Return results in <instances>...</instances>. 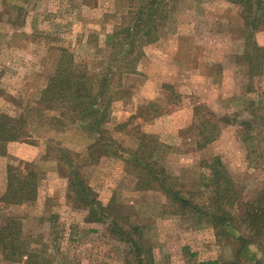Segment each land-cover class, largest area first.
I'll use <instances>...</instances> for the list:
<instances>
[{"label": "rangeland", "instance_id": "obj_1", "mask_svg": "<svg viewBox=\"0 0 264 264\" xmlns=\"http://www.w3.org/2000/svg\"><path fill=\"white\" fill-rule=\"evenodd\" d=\"M147 1L0 0V116H22L30 135L0 154V198L8 165L34 162L43 174L35 202H0V225L22 218L35 257L10 263L0 254V264H139L132 237L144 258L152 251L154 264H264V230L253 237L260 229L244 216L246 202L264 188V25L248 24L243 5L167 0L169 6H158L168 20L157 41H140L128 54L138 60L136 69L113 84L118 93L106 134L73 124L76 108L42 101L63 48L89 73L99 72L113 57L110 38L131 24L135 11L147 14ZM203 122L216 136L208 144ZM143 134L160 146L134 156ZM66 151L78 155L86 182L113 217L88 222L87 211L72 202L59 164L68 162ZM149 161L190 203L209 201L208 212L220 208L225 220L215 225L191 205L174 206L153 185L138 190ZM122 230L131 235L122 237Z\"/></svg>", "mask_w": 264, "mask_h": 264}, {"label": "trees", "instance_id": "obj_2", "mask_svg": "<svg viewBox=\"0 0 264 264\" xmlns=\"http://www.w3.org/2000/svg\"><path fill=\"white\" fill-rule=\"evenodd\" d=\"M227 1L243 5V16L248 24H253L256 28L264 25V0H257V6H253L254 0ZM147 2H144L146 3L145 6H149L148 10H146L149 11L147 14H144L145 11H135L134 17L132 16L130 20L131 24L124 30L115 32L118 35L115 34L110 38L107 51L110 49V54L113 57L104 60L102 64L104 65L106 61L107 69L103 68L97 73H89L84 65L76 62L74 55L68 49L63 48L62 53L64 55L57 61L54 73L50 75L47 87L43 92L42 101L45 105H47L46 102L68 104L71 108H76L74 114L77 116L75 119L70 120L73 124L81 125L93 134L99 133L103 135L107 133L104 131V124L109 120L110 105L114 100V96L118 93V86H113V84L122 77V74L135 72L136 69L138 60H129L128 54L132 55L135 52L137 43L140 41L144 43L157 41L160 37L158 34L161 31L160 23L168 20V11L158 7L169 6L167 0H149ZM260 11H262V14H257ZM125 33L127 34L126 38L121 40H129L121 42L119 35H124ZM126 50L128 51L127 53H125ZM120 53L124 55L120 57L122 55ZM153 108H155L154 104H152L150 110ZM143 112L145 111H142L140 115ZM64 116H66L65 113ZM207 123L203 122L205 130L201 132L204 134V139H206L205 144L211 143L216 139V136L211 134L212 131L207 130L210 128ZM27 128L26 121L22 116L12 118L4 114L1 115L0 154H5L6 144L14 141L25 142L29 139L30 135ZM139 139L134 156L143 157L141 151L147 148L158 149L160 146L158 142L149 140L146 134H143V137ZM96 141L91 145L92 147L90 146L91 149L95 150ZM66 155H68V162L63 164L60 161L59 164L60 169L65 170V176L69 180L70 199L72 202L77 207L87 211L86 219L88 222H100L113 217L110 216L112 214L111 209L99 201L97 194L86 182L82 174V164H80L81 161L78 155L72 151H66ZM138 160H141V158ZM146 163L152 168L149 170L142 167L140 173H142L143 178L138 180L136 185L138 190H144V187H157L159 188L158 190L166 194L174 206L185 208L191 205L195 210L204 213L208 217L211 216L215 225L225 220L224 215L218 214L221 212L220 208L214 207V211L208 212L212 208L209 201L190 203L184 192L176 188L175 182H172L171 178L166 176L163 168L161 169L157 166V162L149 161ZM37 167L36 163L26 161H18L16 165H8L7 187L4 195L0 198V202L7 206H21L35 202L38 198L39 182L43 175ZM152 170L156 171L155 174H153ZM220 174V171H215L214 177H219ZM220 192L221 189L219 187L216 192V201L221 198L222 202L223 194ZM244 207V216L249 227L260 229L258 232L253 233V237L260 239L261 231L264 230V188L252 201L246 202ZM129 228L133 229L132 226ZM135 229L137 230V228ZM135 229L132 232L133 234L136 232ZM122 231V237L124 238L131 235V232ZM23 235L22 218L16 216L5 218L3 224L0 225V254L6 261L16 263L25 259L31 260L35 257L30 250V244L23 238ZM124 238L121 239L125 240ZM128 239L133 243V252L138 258L139 264H154L150 249L148 252L150 255H146V258H144L142 255L143 248H141L140 243L133 237Z\"/></svg>", "mask_w": 264, "mask_h": 264}]
</instances>
